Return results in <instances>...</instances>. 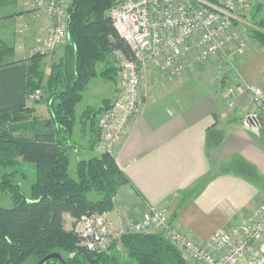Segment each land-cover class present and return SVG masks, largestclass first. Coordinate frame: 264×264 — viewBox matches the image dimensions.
Masks as SVG:
<instances>
[{
    "label": "crops",
    "instance_id": "0c3cea01",
    "mask_svg": "<svg viewBox=\"0 0 264 264\" xmlns=\"http://www.w3.org/2000/svg\"><path fill=\"white\" fill-rule=\"evenodd\" d=\"M20 7V37L0 30V61L15 63L0 69V118H5L3 129L13 138L33 139L54 129L48 125L45 84L52 66L63 58L64 46L37 57L34 49L45 35L46 17ZM253 42L232 64L219 56L187 67L175 79L152 64L144 67L141 104L114 155L126 179L116 192L113 210L104 214L114 230L139 221L151 207L165 208L175 215L174 227L219 257L224 251L211 248L212 234L236 227L264 205V120L257 132L244 125L253 114L246 86L264 90V48ZM221 86L236 90L233 108L226 105ZM37 90L39 100L34 98ZM115 92V82L104 79H92L85 87L69 140L72 177L79 161L98 155L89 150L91 136L88 127L82 130V113L86 108L104 109L105 102L109 106ZM34 181V167L21 165L25 196ZM4 201L0 207L12 208L10 197L0 194ZM63 227L76 232L77 220L64 214ZM111 253H120L122 260L126 256L118 244Z\"/></svg>",
    "mask_w": 264,
    "mask_h": 264
},
{
    "label": "trees",
    "instance_id": "16d2710c",
    "mask_svg": "<svg viewBox=\"0 0 264 264\" xmlns=\"http://www.w3.org/2000/svg\"><path fill=\"white\" fill-rule=\"evenodd\" d=\"M114 1H71L64 55L52 66L45 84L51 115L48 125L54 129L37 133L33 139L13 138L3 129L5 118H0V194L9 196L13 204L10 209L0 207V264H37L52 253H59L66 264H186L159 234H126L108 252L97 254L81 247L78 235L63 227L64 214L78 220L111 212L116 192L126 182L109 154L81 160L74 177L69 173V140L76 125L75 108L85 87L96 77L116 81V70L108 58L113 50L132 59L129 47L105 16ZM255 28L252 38L264 48V20ZM98 64L105 65L100 72ZM14 65L0 61V69ZM104 106L108 107L107 102ZM104 109L86 108L80 117L82 130L88 127L90 132V151L100 139L98 116ZM23 164L32 165L35 171L29 197L17 182ZM117 244L126 254L123 260L111 253Z\"/></svg>",
    "mask_w": 264,
    "mask_h": 264
},
{
    "label": "built area",
    "instance_id": "2783aa9c",
    "mask_svg": "<svg viewBox=\"0 0 264 264\" xmlns=\"http://www.w3.org/2000/svg\"><path fill=\"white\" fill-rule=\"evenodd\" d=\"M72 0H27L24 9L42 11L47 20L43 38L34 53L45 56L67 44L68 9ZM257 0H115L106 13L116 35L132 53L128 59L120 50L111 56L116 62V92L111 104L99 115L100 139L94 150L114 157L141 104L142 71L152 64L169 79L179 78L186 68L205 63L220 54L226 59L244 56L247 42L235 30L242 15ZM253 108L244 125L253 129L264 120V90L246 86ZM229 108L236 90L220 87ZM39 100L41 92L35 91ZM80 245L90 253H106L113 242L126 234H159L181 254L186 264H264V205L230 230H217L209 240L217 257L202 248L186 233L172 225L165 208L151 207L142 218L121 230H114L104 214L81 216L75 232Z\"/></svg>",
    "mask_w": 264,
    "mask_h": 264
},
{
    "label": "rangeland",
    "instance_id": "374dc122",
    "mask_svg": "<svg viewBox=\"0 0 264 264\" xmlns=\"http://www.w3.org/2000/svg\"><path fill=\"white\" fill-rule=\"evenodd\" d=\"M27 1V0H0V30L4 29L5 31L6 30H9V31H13V34H14V38L16 37H20V22H18L16 20L17 17H19V14H20V10H21V7L20 6H23V3ZM45 1V0H44ZM114 3V2H113ZM111 7V6H110ZM108 11V10H107ZM107 11L105 12V15L107 13ZM242 20H243V23H237L235 24V30L236 32H238V34H240L242 37H244L246 39V42H247V48L249 47L250 44H254L253 41H255L253 38H252V32L254 30H256L255 28V25L260 21V20H264V0H257L253 7L249 10H247L242 16ZM3 31V30H2ZM4 31V32H5ZM65 46V45H64ZM3 48V47H2ZM64 47H62L63 49ZM57 49H55L53 52H55ZM247 50V49H246ZM53 52L51 53H48V54H52ZM246 53V52H245ZM222 57V59L224 60V62L226 63H231L232 62V59L233 58H230V59H226L223 55H219ZM217 56V57H219ZM109 58V63L110 65L115 68V64L116 62L113 60L112 56H111V53L110 55L108 56ZM232 64V63H231ZM104 64H98L97 66V72H100L101 70L104 69ZM102 68V69H101ZM101 69V70H100ZM116 70V69H115ZM98 79H102L100 77H96ZM94 78V79H96ZM105 80V79H104ZM80 109H78L79 111ZM20 121V120H18ZM10 122V121H9ZM16 122V121H15ZM248 123L249 125L253 126V129L254 132L258 131L254 126V121L252 119H250V121L248 120ZM72 146V145H71ZM95 151V150H94ZM97 153V151H95ZM98 154V153H97ZM18 171H19V177L17 179V182L20 184V168H18ZM26 173H29V170H26L25 171ZM5 202L7 201H4V202H0L1 205L3 207H5ZM118 242V241H116ZM116 242H113L112 245L110 246V248L116 243ZM109 248V250H110ZM116 248L113 247V249ZM123 250V249H122ZM124 252V251H123ZM120 255V253L118 254Z\"/></svg>",
    "mask_w": 264,
    "mask_h": 264
},
{
    "label": "water",
    "instance_id": "95a60500",
    "mask_svg": "<svg viewBox=\"0 0 264 264\" xmlns=\"http://www.w3.org/2000/svg\"><path fill=\"white\" fill-rule=\"evenodd\" d=\"M68 24H69V18L67 20V26ZM50 261H56L59 264H66L62 256L59 253L49 254L45 258H43L41 261H39L37 264H49Z\"/></svg>",
    "mask_w": 264,
    "mask_h": 264
}]
</instances>
